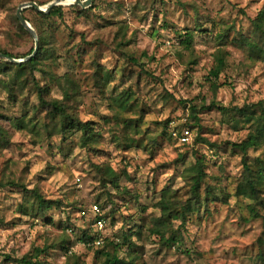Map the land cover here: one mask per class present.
Segmentation results:
<instances>
[{
    "label": "rangeland",
    "instance_id": "obj_1",
    "mask_svg": "<svg viewBox=\"0 0 264 264\" xmlns=\"http://www.w3.org/2000/svg\"><path fill=\"white\" fill-rule=\"evenodd\" d=\"M29 1L45 5L53 0H0V48L14 54L34 48L33 36L19 37L13 21L17 7ZM93 1L96 8L88 11ZM91 4L82 15L74 5L62 4V19L41 21L42 35L55 55L44 60L37 76L57 98L62 97L63 75L72 78L76 93L68 109L91 123L97 142L80 147L76 134L71 142L62 141L55 119L42 108L37 122L50 135L43 130L10 131V144L0 154V264H8L6 255L20 258L45 246L43 256L49 264H66L62 241L73 240L63 229L65 208L51 209L43 218L25 215L21 208L28 209L31 197L20 186H1L6 181L37 188L45 198L59 200L61 207L78 203L88 211L91 203L99 204L108 214L101 231L104 237L132 235V245L119 252L131 264H264V207L256 208L253 216L249 200L236 189L242 154L234 143L246 138L249 123L240 118L234 123L231 115L211 106L213 101L226 107L264 104V62H250L231 43L240 34H250L264 0H92ZM25 14L33 18L31 12ZM221 28L227 37L218 47L214 35ZM184 30L194 32L188 49L175 34ZM218 58L224 66L214 78L210 71L217 68ZM106 71L111 81L105 87L101 74ZM0 79L10 81L11 76ZM126 90L135 99L123 111L110 96ZM25 100L29 105L38 103L29 91ZM191 104L196 120L190 115ZM124 121L135 127L126 128ZM174 126L190 130L186 144L170 136ZM128 137L139 145L127 147ZM263 154L264 146L250 149L248 158ZM201 157L205 176L199 192L202 196L209 188L213 197L198 207L190 203L186 221L170 223L173 240L162 242L150 232L160 214L161 190H172L175 200L186 203L195 179L189 168ZM113 176L119 189L106 182ZM72 216L80 222L78 211ZM88 220L83 217L81 222ZM108 249L112 251L111 246ZM94 250L75 244L70 248L84 264H102V256Z\"/></svg>",
    "mask_w": 264,
    "mask_h": 264
},
{
    "label": "trees",
    "instance_id": "obj_2",
    "mask_svg": "<svg viewBox=\"0 0 264 264\" xmlns=\"http://www.w3.org/2000/svg\"><path fill=\"white\" fill-rule=\"evenodd\" d=\"M39 5H43L41 2H37ZM76 13L79 15L84 14L87 10L91 11L96 8L94 1L90 8L83 9L80 6L74 5ZM64 7L62 5L53 6L48 13H44L36 10L33 7L24 8L21 13L22 16L31 24L38 35V50L29 59L22 63H15L0 57V76L10 75L11 80L6 81L0 79V93L2 100L0 102V154L4 152L7 146L10 144L11 130L23 131L29 129L36 133H40L43 130L50 135L46 126L37 122V112L39 109H44L49 115L55 119V128L57 135L62 141L72 140L71 136L76 134L78 138L76 142L80 147H87L97 142L98 134H95L92 130L91 123L88 121H82L79 119L76 112L69 111L68 102L71 97L76 93L75 85L71 77L63 75L65 83L60 84L62 90V97L57 98L51 95V90L47 85L41 84L37 74L42 73L41 68L44 60L54 59V50L51 46H48L45 36L42 35L43 23L42 20L64 17ZM87 11V12H88ZM25 12H31L33 18L27 16ZM14 26L16 31L21 36H30L29 32L22 26L16 13L13 15ZM197 27L194 30H199ZM201 32H204L201 31ZM178 41L186 49L191 46L193 41L194 32L190 30H184L181 32H175ZM227 37V33L221 28L214 35L217 41L218 47L224 45V41ZM231 43H235L241 50L245 52L247 59L250 62L261 60L264 62V8H262L252 20V29L249 35L240 34L238 37L232 39ZM33 47L26 54L12 53L4 48H0V53L7 55L11 58H24L33 51ZM134 62L136 60L133 59ZM224 66V61L218 58V66L210 71V75L217 78L221 73ZM106 80H101V84L105 87L109 85L111 79L108 71L101 74ZM211 85H215L212 83ZM29 91L37 99V104H28L25 100V94ZM111 101L113 104L121 108L123 111L130 109L133 105L134 96L131 91L126 90L124 92H113ZM3 103V104H1ZM186 104V101H182ZM211 106L217 107V109L223 114H229L232 116V120L235 123L237 118L248 122V134L246 138L239 143H234V146L239 149L242 154L241 165L242 175L241 180L237 184V194L243 195L249 200L248 208L251 210L253 216L257 215L256 208L264 207V154L263 156L253 157L252 160L248 158V151L256 150L264 146V104L258 102L257 104L243 105L241 107H226L217 105L214 101ZM7 107L13 108V112L9 113ZM190 115L196 120V107L194 104L189 105ZM225 122L229 121L225 117ZM126 128H133L135 125L132 122L124 121ZM178 126L172 128V132L180 134L183 127L179 129ZM170 131V136L172 134ZM128 146L139 145L138 140L128 137ZM186 143H183V145ZM203 158H197L193 167H190V174L195 177L194 181L190 184V196L186 203L181 204L173 197V191L167 188L161 190L160 199L157 203L159 209V216L154 219L153 226L150 228V232L156 234L160 241L170 243L174 238V230L171 228L170 223L173 220H180L185 222L188 215L191 213L190 205L200 206L205 205L213 197V191L209 188H205L204 194L201 196L199 190L201 183L204 180L205 173L203 172ZM110 183L115 189H119L117 176H113L106 181ZM11 185L14 187L20 186L25 195L30 196L31 200L28 205V209L21 211L25 215H32L33 217H45L47 212L51 209L65 208L63 211L66 213L65 221L62 224L63 229L72 230V241L63 240L62 249L68 260L66 264H84L79 260V257L70 251L72 245H81L87 250L95 249L96 254L102 256V264H131V261L119 256V252L123 249V246L130 247L132 245L131 236L128 234H122V239L119 237L111 236L110 238L105 237L102 246L94 247L93 243L96 238V232L91 228L90 220L87 223L74 221L72 213L73 211H81L85 207H78V203H72L65 207H61L59 200H51L45 198L37 188L26 189L25 186L18 184L14 181H6V184L1 186ZM25 197V196H24ZM191 203V204H190ZM114 204L110 207H113ZM110 213V212H109ZM108 214H102V218L107 221ZM45 220L48 221L46 218ZM52 221V220H51ZM112 247V251L108 248ZM47 247L33 248V252L25 254L20 258H12L8 255L5 256V260L8 264H49L43 255H45Z\"/></svg>",
    "mask_w": 264,
    "mask_h": 264
},
{
    "label": "water",
    "instance_id": "obj_3",
    "mask_svg": "<svg viewBox=\"0 0 264 264\" xmlns=\"http://www.w3.org/2000/svg\"><path fill=\"white\" fill-rule=\"evenodd\" d=\"M91 1L92 0H53V1H51L45 5H39L38 3L34 2V1H29V2H25V3L20 4L16 9V16L19 19L22 26L33 36V38H34V49H33L31 54L25 56L24 58H19V59L11 58V57L4 55L2 53H0V57H4L5 59L12 61V62H15V63H22L26 60H29L37 51V48H38L37 34H36L34 28L31 26V24L22 16L21 11L24 8L33 7L38 11L48 13L53 6L66 4L67 2L74 4V5H79L81 8L85 9V8H88L90 6Z\"/></svg>",
    "mask_w": 264,
    "mask_h": 264
},
{
    "label": "built area",
    "instance_id": "obj_4",
    "mask_svg": "<svg viewBox=\"0 0 264 264\" xmlns=\"http://www.w3.org/2000/svg\"><path fill=\"white\" fill-rule=\"evenodd\" d=\"M64 5H70L73 6L74 4H71L67 2ZM173 137L178 141V143L183 144L187 143L190 138V130L188 128H184L180 134L176 132H172ZM81 217H90L91 222V228L94 232H96V238L94 239L93 243H91L94 247L102 246L104 243V236L101 234L102 229L105 226V220L102 218V214H104L101 206L97 203H91L88 207V211L86 209H83L79 211ZM90 216H89V215ZM89 221V220H88ZM67 232L70 234L72 233L71 229H67Z\"/></svg>",
    "mask_w": 264,
    "mask_h": 264
}]
</instances>
